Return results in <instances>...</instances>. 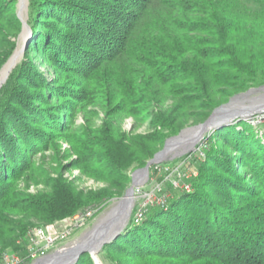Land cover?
Listing matches in <instances>:
<instances>
[{"label":"trees","instance_id":"trees-1","mask_svg":"<svg viewBox=\"0 0 264 264\" xmlns=\"http://www.w3.org/2000/svg\"><path fill=\"white\" fill-rule=\"evenodd\" d=\"M28 3L27 23L46 32L40 49L57 65L77 69L83 100L108 113L123 105L127 115L146 113L151 120L145 134L127 135L107 122L81 140L93 176L107 188L84 194L56 180L47 191L26 193L12 186L19 160L6 164L18 150H8L12 133L22 141L35 134L31 127L48 107L36 105L41 95L30 91L38 87L31 69L12 68L0 86V254L24 240L33 220L48 223L120 195L128 172L144 167L168 137L202 122L231 96L264 84V0H146L137 15L123 6L139 0ZM15 8L16 0H0V68L14 47L10 32L22 27ZM212 136L238 151L260 185L257 192L242 207L225 204L222 199L243 188L215 173L237 158L226 154L221 167L222 156L207 153L189 190L173 191L165 206L151 205L140 224L131 218L103 245L106 251L122 254L125 264H264V147L234 128ZM240 137L247 143L239 144ZM75 264L94 263L86 251Z\"/></svg>","mask_w":264,"mask_h":264},{"label":"rangeland","instance_id":"rangeland-1","mask_svg":"<svg viewBox=\"0 0 264 264\" xmlns=\"http://www.w3.org/2000/svg\"><path fill=\"white\" fill-rule=\"evenodd\" d=\"M145 2L146 0H139V3L136 5L126 3L123 9L137 15L138 9H140L139 6L145 4ZM28 5V0H16L15 10L17 17L22 21V27L17 33L14 31L10 32L11 29L9 30L11 34L9 39L14 43V47L0 70L18 50L19 58L13 69L15 67H21L22 70L24 68L31 69L33 80L38 87L35 90L31 88L30 91L41 95L35 98L37 99L36 105L48 108L43 112V117H41L43 121L39 119L40 123L33 124L34 127H31V130L35 134L27 135V139H23L24 141H22V139H19L17 131H13L12 133L15 138L13 141L14 145L10 146L8 150H14L15 148L18 150L13 151V157L10 159L7 157L8 161L6 164L12 163L14 159L19 160L16 168L18 176L13 179L12 186L14 185L17 189L26 193L36 194L41 191H47L48 186L53 181L58 180L70 184L78 192H83L84 194L90 191L97 192L105 189L108 187V184L93 176V166L87 161L88 154L81 140L87 134L93 135L97 130H101L104 125H107V122L113 123L115 128L120 129L121 132L127 135L145 134L149 131L151 115L146 116V113L140 117L127 115L124 111H121L124 109L123 105L114 107L108 113L98 103H90L88 99L86 101L83 100L80 97L83 91L82 80H80L78 73L73 72V70L77 69L57 65L52 59H47L52 57H48L40 49L42 44L38 39L41 37L40 34L46 36V32L42 33L44 30L42 28V30L40 28L34 30L29 26L27 23ZM42 94L45 101H42ZM169 104L170 102H167L166 106ZM46 118L51 120L50 123L44 121ZM202 122L186 125L181 130L191 128ZM223 127L232 128V130L234 128V130L241 132L243 136H252L264 147V122H258L250 117L238 119L230 124L209 128L204 132L202 131L194 139L191 136H186L185 138H181L177 143L174 141L170 143L166 154L159 156V161L151 164L146 176L141 181L135 182L134 178L142 167L131 169L128 172L130 181L124 192L120 195L98 203L89 204L71 216L55 219L48 223L33 220V224L28 229L55 224L56 231L60 235H63L50 250L40 253L37 258H41L44 261L46 256L65 252L75 243L83 241V239L90 241L91 237L89 236L101 218L119 204L130 187H132L134 195L132 204L130 199L123 208L119 207L118 211L113 215L116 216L117 213L119 214L122 211L117 225L122 223V226L125 228L132 218L133 212L140 204H144L148 200H155V204L151 205L162 206V201L166 198L167 202L172 197L173 191L182 190L186 185H189V180L197 174L199 164L205 162L207 153H210L213 159L222 156L221 167H225L223 161L226 154H231L237 158V160H234L235 163H227L225 171L217 170L215 174H221L223 178L235 180L243 188V190L241 189L242 191H238L235 194L231 191L234 196L229 195L225 199H222L232 209L238 206L242 207L243 203L240 202L244 198H249L251 192H257L260 185L252 176L250 177V171L239 161L240 155L233 145L228 143L229 140L221 139L219 136H212L213 132ZM176 135L168 137L157 152H163L169 143L168 141ZM235 136H231V139L233 138L237 142ZM240 138H242V141L239 144L247 143L245 137ZM26 160L28 163L25 167L24 162ZM170 185L173 186V189L170 188ZM189 189L190 186L186 190ZM228 192H230V189L225 194L228 195ZM255 202H257V199ZM151 205L148 204L146 210ZM144 218L145 216L138 222L134 221L133 224H140ZM105 228L106 232L104 234L106 235L103 237L104 240L109 239L112 232L115 231V227L113 228V224L111 223ZM103 231L101 230L100 232L103 233ZM120 233L111 240H115ZM26 248L27 242L24 238V240L17 244L15 249L6 250L22 256L26 254ZM101 249L96 254L100 264H125L123 262L126 259L122 254L112 250L106 251L103 246ZM87 252L95 264L91 252ZM78 258L72 264H75Z\"/></svg>","mask_w":264,"mask_h":264},{"label":"water","instance_id":"water-1","mask_svg":"<svg viewBox=\"0 0 264 264\" xmlns=\"http://www.w3.org/2000/svg\"><path fill=\"white\" fill-rule=\"evenodd\" d=\"M252 94H255V95H252ZM259 113H261V114L264 113V84H262L260 86L250 87L246 91H242V92H239V93L231 96L226 102L215 107L212 110L211 114L207 117V119L204 122H202L201 124H198L196 126H193L191 128H186V129L181 130L179 132V134L174 136L172 139H170V141L173 140L174 138L179 137L185 130H188V129L199 128L200 131H205L209 128H215L219 125L221 126L224 124H230V123H233L234 121H236L238 119L248 118L250 116H253V115H256ZM160 153L161 152L155 153L153 158L148 160L146 162L145 166L142 167L141 169H139L138 172L144 173L146 175L151 164L159 161L158 157H159ZM128 194L130 195L131 204H132L133 196H134L132 187L127 189L126 195H128ZM165 202H166V198L162 201V203H161L162 206H165ZM153 204H155V203H153ZM146 211L147 210L144 211L143 216L146 213ZM121 213H122V211L119 212V214L117 213L116 216H113L106 223L101 225L100 229L104 230L103 236L101 237L102 239L106 235V234H104L106 232L105 227H108L110 223L113 224V228L115 227V229H114L115 231L112 232V235L110 236L109 239H106V240L101 239V241L99 242V243H101L103 241L101 243V245H99V243H98V245L93 250L92 249L90 250L88 248V245H85V244L79 245L77 247L72 246L71 248L67 249L65 252H62L59 254H54L51 256H46V259H44V261L47 260L46 262H44L41 258H37L31 264H41V263L42 264H72L78 258V256L80 254H82L83 252H86V251L91 252L92 257H96V254L99 253V251L101 250V247L105 243L109 242V240L116 237L117 234L124 229V226H122L123 225L122 223L117 225V222L121 218L119 216ZM134 216H135V211L132 214L133 221H134ZM116 225H117V227H116ZM94 239L97 240L96 238L91 237L88 244L97 242V241L93 242ZM94 261H95V259H94ZM95 264H97V263L95 262Z\"/></svg>","mask_w":264,"mask_h":264},{"label":"built area","instance_id":"built-area-1","mask_svg":"<svg viewBox=\"0 0 264 264\" xmlns=\"http://www.w3.org/2000/svg\"><path fill=\"white\" fill-rule=\"evenodd\" d=\"M250 118L258 122H264V113L250 116ZM188 188L189 185L184 187V189ZM153 203H155V200L151 199L144 204H140L135 210L134 221L138 222L143 217L148 204L151 205ZM62 237L63 235L56 231L55 224L29 229L25 236L27 242L26 254L21 256L12 251H3L0 254V264H23L27 260L34 262L40 253L50 250L55 245V242Z\"/></svg>","mask_w":264,"mask_h":264},{"label":"bare ground","instance_id":"bare-ground-1","mask_svg":"<svg viewBox=\"0 0 264 264\" xmlns=\"http://www.w3.org/2000/svg\"><path fill=\"white\" fill-rule=\"evenodd\" d=\"M19 58V51L17 50L12 57L8 60V62L2 67V69L0 70V86L4 83V81L6 80L9 72L11 71V69L13 68V66L16 64V62L18 61ZM202 131H200L199 128H192V129H188L185 130L179 137L174 138L173 140L169 141L166 149L160 153L159 156H164L166 154V150L169 147L170 143L176 141V143L181 139V138H185L186 136H191L194 138L197 137V135H199ZM204 132V131H203ZM146 175L144 173H138L135 176V182L141 181L142 179H144ZM129 194L126 195L122 201L119 202V204H117L114 209L109 212L108 214H106L103 218H101V220L99 221V223L96 225V227L94 228V230L92 231L91 235L89 237H94L97 239V242L95 243H90L88 244L89 241H87V239H83V241H79L77 243H75L73 246L77 247L79 245H88V248L91 250H93L98 243L101 241V237L103 236V233L100 232L101 230L103 231V229H100L101 225H103L104 223H106L109 219H111L113 217V215H115V213L118 211L119 207L123 208L128 201L130 200L129 198ZM85 240V241H84ZM96 241V240H95ZM95 259V262L97 264H100L99 260L97 259V257H93ZM49 262V261H48ZM47 262V263H48Z\"/></svg>","mask_w":264,"mask_h":264}]
</instances>
